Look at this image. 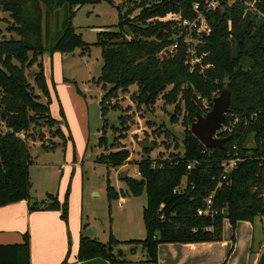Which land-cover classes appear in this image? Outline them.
<instances>
[{
    "label": "trees",
    "instance_id": "1",
    "mask_svg": "<svg viewBox=\"0 0 264 264\" xmlns=\"http://www.w3.org/2000/svg\"><path fill=\"white\" fill-rule=\"evenodd\" d=\"M101 1L0 0V9L11 21L7 31L15 35L6 38L0 30V125L4 127L0 130V208L26 201L32 212L60 211V219L66 223L68 194L62 204L53 195L41 202L32 201L29 167L33 160L26 140H34V132L39 127L57 125L48 108L50 96L41 56L45 52L65 55L77 49L88 51L89 45L70 23L74 15L72 8ZM203 1L138 0L134 2L137 15L130 18L134 9L125 13L118 11V24L99 32L94 44L100 48L102 58L98 83L103 89L110 86L99 102L103 115L107 101L115 98L116 92L128 93L133 85L137 89L130 99L138 107L150 110L160 97L166 107H174L170 121L177 122L182 115L181 151L170 153L168 158L160 156L151 160V151L141 150L147 156L136 162L139 177L127 176L122 180L125 189L119 193L107 178L108 203L144 195V240L127 243L140 244L145 260L153 264L160 244L217 242L221 240L224 220L235 227L237 222L264 219V23L258 24L256 14L247 12L246 0L231 3L219 0L220 7L204 15L210 33L198 36L196 53L206 55L201 65L191 71L185 63L188 53L181 39H177L175 53L163 54L179 34L168 15L192 19L195 17L193 5ZM255 1L262 18L264 0ZM63 5L68 7L63 28L45 45L41 24L43 8L47 15L49 9ZM225 86L230 92V106L224 124L237 122L231 134L222 136L229 138L222 148L208 149L190 134L189 128L197 115L208 112L212 99ZM34 88L41 92L45 102ZM60 113L64 117L62 110ZM21 132L25 134L24 140L18 137ZM55 134L64 138L60 130ZM36 137L43 142L42 134L37 133ZM235 146L241 160L226 175L220 164L223 159L233 157ZM41 148L46 152L53 149L43 144ZM104 150L107 151L106 146ZM129 159L130 153L118 147L116 151L101 154L97 163L116 170ZM211 194L217 214L212 218L198 217L197 210ZM109 240L103 245L81 234L77 260L99 258L110 263L124 262L122 253L113 254V247L119 242L111 235ZM29 253V235L25 233L19 245L0 246V264H30Z\"/></svg>",
    "mask_w": 264,
    "mask_h": 264
},
{
    "label": "rangeland",
    "instance_id": "2",
    "mask_svg": "<svg viewBox=\"0 0 264 264\" xmlns=\"http://www.w3.org/2000/svg\"><path fill=\"white\" fill-rule=\"evenodd\" d=\"M108 1L72 8L74 15L70 23L76 34L89 45L88 51L77 49L65 56L43 53V74L50 96L48 108L57 125L37 128L34 140L27 139L26 142L33 160L29 168L32 201H44L54 194L62 204L68 194V214L66 223L62 221L64 225L74 228L81 219L83 226L95 228L96 241L107 244L111 235L119 242L113 247V254L122 253L128 257V248H137L138 251L142 248L138 243L129 245L127 242L144 240L142 210L145 197L129 196L124 203L122 200L108 203L107 178L117 193L125 189L124 182L119 178L120 172L127 173L132 179L138 178L136 162L147 156L141 151L139 142L148 141L153 145L149 154L151 160L160 156L168 158L170 153L181 151L184 126L182 115L177 122L170 121L174 107H166L160 97L150 110L132 103L130 98L137 89L135 85L129 88L128 93L116 92L115 98L107 101L103 115L99 102L105 94L104 90L109 91L110 86L103 89L98 83L102 58L100 48L94 46L97 34L118 24V11L125 13L134 9L130 18L138 13L134 7V2L138 0ZM43 12L42 41L48 45L63 28L68 7H54L47 15L43 8ZM256 16L258 24L264 23V17ZM10 24L9 15L0 9V30L6 38L15 37L7 31ZM28 80L32 85L31 78ZM34 91L45 102L41 92L35 88ZM0 130H4L2 125ZM56 130L68 134L67 138H59ZM37 133L42 134L43 142L38 140ZM42 144L53 149L46 152L41 148ZM118 147L130 153V159L124 166L112 170L97 163L101 154L116 151ZM51 161L58 163L60 168L46 174L40 164ZM258 224L260 227L256 235L261 233L264 239V225ZM84 232L81 230L83 236Z\"/></svg>",
    "mask_w": 264,
    "mask_h": 264
},
{
    "label": "crops",
    "instance_id": "3",
    "mask_svg": "<svg viewBox=\"0 0 264 264\" xmlns=\"http://www.w3.org/2000/svg\"><path fill=\"white\" fill-rule=\"evenodd\" d=\"M67 135L63 132L65 139ZM40 166L46 174L60 168L55 161L43 162ZM30 195L33 197L31 192ZM125 199L119 198L123 203ZM28 206L26 201H20L0 208V246L19 245L23 234L28 233L30 264H153L145 260L142 248L139 251L137 248H128L129 256L123 254L124 262L121 263H110L99 258L79 262L76 255L82 220L78 226L70 229L60 219V211L32 212ZM263 220L255 218L253 223L237 222L235 227L224 220L221 240L217 242L160 244L156 249L157 261L154 264H257L264 249V239L261 233L256 235V232H259L258 223L264 225Z\"/></svg>",
    "mask_w": 264,
    "mask_h": 264
},
{
    "label": "built area",
    "instance_id": "4",
    "mask_svg": "<svg viewBox=\"0 0 264 264\" xmlns=\"http://www.w3.org/2000/svg\"><path fill=\"white\" fill-rule=\"evenodd\" d=\"M232 1L234 0H229L230 3ZM255 2V0H246V2H244V6L246 7L247 12L250 11L251 13H254L261 17L260 12L255 7ZM219 7V0H204L202 4L198 3L193 5L192 9L195 13V17L192 19L183 18L179 14H169L168 20H170L173 23L174 27L179 30V34L174 37V42L172 43V45L165 49L166 52L164 51L163 54L175 53L178 48L177 39H181L185 44L186 52L188 53L185 63L188 66L189 70L192 71L195 67L201 65L202 57L206 54L198 56V54L196 53V48L200 43V38H198V36H207L210 33V27L208 26L204 15L207 12H214ZM236 122L237 120H234L233 123L222 124L214 137L218 139L223 138L222 136L231 134ZM18 137L24 140L25 134L21 132L18 134ZM232 150L234 153L233 157L223 159L220 164L222 170L226 175L233 172L236 164L241 160L236 146L233 147ZM189 168L190 165L187 166V169ZM223 180H225V177H223ZM212 198L213 194L209 195L208 198L203 201L204 206L198 209L196 212L198 217L207 216L212 218L217 214V212L213 209Z\"/></svg>",
    "mask_w": 264,
    "mask_h": 264
},
{
    "label": "water",
    "instance_id": "5",
    "mask_svg": "<svg viewBox=\"0 0 264 264\" xmlns=\"http://www.w3.org/2000/svg\"><path fill=\"white\" fill-rule=\"evenodd\" d=\"M33 72L31 73V75ZM230 92L228 86H225L217 97L213 98L211 103V109L204 115H197L195 122L191 124L189 128L190 134L195 137L198 142L205 148L214 149L222 148L224 143L229 141V138H218L214 136L220 129L221 125L225 122V115L228 112L230 106ZM4 118V116H3ZM141 150H151L153 145L149 144L148 141L139 142ZM251 147V146H250ZM121 180H125L127 173L120 172L119 175ZM97 232L93 226L86 228L84 237L95 238ZM257 264H264V249L261 256L259 257Z\"/></svg>",
    "mask_w": 264,
    "mask_h": 264
}]
</instances>
